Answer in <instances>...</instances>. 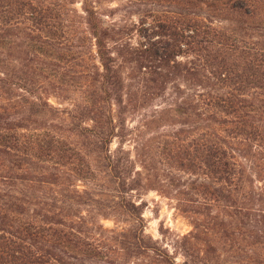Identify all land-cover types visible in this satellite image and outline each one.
Masks as SVG:
<instances>
[{"label":"trees","instance_id":"obj_1","mask_svg":"<svg viewBox=\"0 0 264 264\" xmlns=\"http://www.w3.org/2000/svg\"><path fill=\"white\" fill-rule=\"evenodd\" d=\"M157 1L132 43L92 0H0V264H264V0Z\"/></svg>","mask_w":264,"mask_h":264},{"label":"rangeland","instance_id":"obj_2","mask_svg":"<svg viewBox=\"0 0 264 264\" xmlns=\"http://www.w3.org/2000/svg\"><path fill=\"white\" fill-rule=\"evenodd\" d=\"M94 7L102 14L105 24H118L123 28L132 38V43L136 41L140 29L150 27V17L148 15L152 12L163 10V4L157 0H92ZM80 0H75L74 6L80 10ZM50 102L55 104L54 100ZM152 108L146 111L131 113L127 116V123L134 127L144 114L149 113L152 109H161V101L152 103ZM167 128L160 129L157 134L152 132L150 137L160 136ZM158 141L157 139H155ZM131 143L125 145L126 149L132 150ZM117 144L114 141L110 147L111 151L116 148ZM132 157L136 161L137 170H140V165L137 157L132 151ZM137 204H143L142 218L145 225V234L150 236L153 240L159 241L164 248L170 253L173 252V244L176 239L187 234L191 230L189 219L181 214L175 208V202L163 196L156 191H148L142 195L132 194ZM102 224L105 228H113L114 222L112 220H104ZM177 264H182V257L178 255L175 259Z\"/></svg>","mask_w":264,"mask_h":264}]
</instances>
